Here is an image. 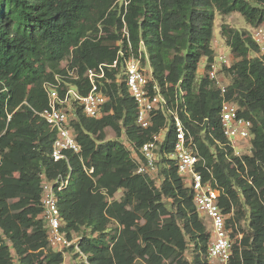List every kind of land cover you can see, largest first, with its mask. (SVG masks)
I'll use <instances>...</instances> for the list:
<instances>
[{"label": "trees", "instance_id": "16d2710c", "mask_svg": "<svg viewBox=\"0 0 264 264\" xmlns=\"http://www.w3.org/2000/svg\"><path fill=\"white\" fill-rule=\"evenodd\" d=\"M217 11L240 13L252 28L264 24V0H0V264L61 263L63 254L48 245L40 194L43 175L52 179L69 168L51 158L56 130L34 109L48 106L44 84L57 83L58 75L62 94L67 82L87 94L88 68L111 64L121 48L130 54L124 27L135 54L145 47L159 84L171 96L185 92L179 95L190 116H181L205 163L198 169L220 190L224 211L234 210L227 220L233 237L248 208L247 231L235 240L230 264H264V57H250L259 49L251 31L222 25L232 53L222 70L225 97L253 123V137L240 141L236 155L220 124V87L198 74L201 59L216 55ZM117 72L106 69L107 77ZM101 88L108 96L101 117L71 110L82 152L70 154L71 182L58 192L63 231L83 235L91 264H207L208 227L192 189L174 167L170 176L162 170L160 183L136 172L132 148L149 139L159 120L146 131L137 125L125 81ZM111 221L117 225L109 231Z\"/></svg>", "mask_w": 264, "mask_h": 264}, {"label": "built area", "instance_id": "2783aa9c", "mask_svg": "<svg viewBox=\"0 0 264 264\" xmlns=\"http://www.w3.org/2000/svg\"><path fill=\"white\" fill-rule=\"evenodd\" d=\"M127 3V2H126ZM124 36L128 41L129 55L121 48L117 58L111 63H100L96 67L86 70L84 76L90 83L87 94H80L73 83L62 94L59 90L62 76L56 77L57 83L46 81L44 86L48 93V106L41 111L34 109L35 114L56 130V137L52 143L51 158L54 162L63 161L68 171L59 172L54 178L47 179L44 175L41 183L40 203L42 217L47 230L50 248L63 254L60 264H91L89 254L81 248L83 235L74 234L69 237L64 231L65 219L59 207L58 192L65 190L71 182V153L81 154L82 145L77 141L72 130L71 121L75 114L71 110L79 106L83 113L90 118H99L108 96L101 88V84L116 80L125 81L128 91L136 104V123L144 131L157 124V130L140 147L132 148V155L137 163L136 172L150 175L160 183L162 170L170 176L172 167L176 169L188 187L193 191L196 209L208 227V246L206 253L207 264H230L234 257L235 239L227 220L231 213H226L219 204L220 190L212 185L210 179L205 178L198 165H205L193 135L182 119L181 112L190 116L185 104L184 91L178 88L174 96L169 94V86H161L154 76L149 56L144 46L135 54L129 41V34L124 27ZM251 36L259 49L250 53V57H264V24L251 29ZM121 44L120 41L116 43ZM226 54H216L209 62L206 57L200 61L199 76L207 75L220 87L224 97L220 112V124L228 143L234 148L235 154L240 155L244 145L240 141L248 142L253 137L251 120L239 114L238 105L225 97L226 83L222 73L223 67L229 65ZM106 69L118 70L113 77H107ZM76 71L68 69V77H75ZM10 117V116H9ZM246 147V146H245ZM244 147V148H245ZM91 174L93 168L85 167ZM242 236L239 238L241 239Z\"/></svg>", "mask_w": 264, "mask_h": 264}, {"label": "rangeland", "instance_id": "374dc122", "mask_svg": "<svg viewBox=\"0 0 264 264\" xmlns=\"http://www.w3.org/2000/svg\"><path fill=\"white\" fill-rule=\"evenodd\" d=\"M226 24L227 26L240 29V30H248L249 32L251 31L252 27L251 25L247 22L245 17L241 15L240 13L234 12L228 15H221L218 11L216 12V19H215V25H214V37L212 40V47L215 50V54H226L227 56H230L231 50L230 47L226 43V39L222 33V25ZM65 64V63H64ZM201 64L199 65V67ZM114 137V134L112 132H109L108 138ZM123 191L119 192L118 195L121 196ZM244 212L246 213L244 217L240 220V222L235 223V227L238 230V232L234 235V239H239L241 236H243V233L247 231V221L245 220L248 216V208L243 207L242 208ZM234 215V210L232 212L231 218ZM116 222L111 221L108 224V230L111 231L112 229L114 230L116 226ZM193 249L194 245L189 244V247L185 251V256L187 257L188 260L192 259L193 255ZM137 264H146L143 260H138Z\"/></svg>", "mask_w": 264, "mask_h": 264}]
</instances>
